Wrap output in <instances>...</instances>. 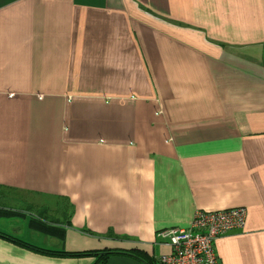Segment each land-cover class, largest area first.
Returning <instances> with one entry per match:
<instances>
[{
	"label": "crops",
	"instance_id": "0c3cea01",
	"mask_svg": "<svg viewBox=\"0 0 264 264\" xmlns=\"http://www.w3.org/2000/svg\"><path fill=\"white\" fill-rule=\"evenodd\" d=\"M241 206L218 264H264V0H0V264H160Z\"/></svg>",
	"mask_w": 264,
	"mask_h": 264
},
{
	"label": "built area",
	"instance_id": "2783aa9c",
	"mask_svg": "<svg viewBox=\"0 0 264 264\" xmlns=\"http://www.w3.org/2000/svg\"><path fill=\"white\" fill-rule=\"evenodd\" d=\"M247 209H197L187 228H167L158 235L167 239L171 251L162 254L160 264H218L217 240L235 228L245 226Z\"/></svg>",
	"mask_w": 264,
	"mask_h": 264
},
{
	"label": "trees",
	"instance_id": "16d2710c",
	"mask_svg": "<svg viewBox=\"0 0 264 264\" xmlns=\"http://www.w3.org/2000/svg\"><path fill=\"white\" fill-rule=\"evenodd\" d=\"M14 214V212L6 210V209H0V216H4V215H11ZM40 230L50 234V235H57V236H62V231L61 229H59L58 227L48 224V223H44V224H39V226L37 227ZM111 235H113L112 232H110ZM2 236L6 237L7 239L18 243L20 245H24L26 247H29L33 250L36 251H40L42 253L45 254H50V255H56V256H94L95 262L93 264H105L106 261L108 260L109 256L112 253H115L116 250H87V251H66V250H61V251H57V250H51V249H45V248H40L37 247L31 243L25 242L17 237L14 236H10V235H6V234H2ZM128 252V251H127ZM134 253V251H131ZM134 254H138V253H134ZM141 255V254H140ZM142 256V255H141ZM150 263H152L151 261H149Z\"/></svg>",
	"mask_w": 264,
	"mask_h": 264
},
{
	"label": "rangeland",
	"instance_id": "374dc122",
	"mask_svg": "<svg viewBox=\"0 0 264 264\" xmlns=\"http://www.w3.org/2000/svg\"><path fill=\"white\" fill-rule=\"evenodd\" d=\"M4 202L6 203V201H4ZM6 204H8V203H6ZM49 204H53L54 206H56L57 202L54 201V200H50V201H49ZM24 208H25L24 210H27V211L29 212V214L26 213V217H27V218H28L31 214H32V215H33V214L36 215V212L34 211L33 208H28V207H24Z\"/></svg>",
	"mask_w": 264,
	"mask_h": 264
}]
</instances>
